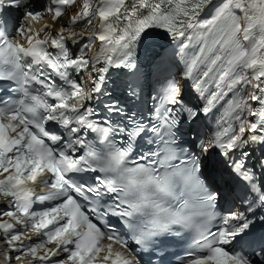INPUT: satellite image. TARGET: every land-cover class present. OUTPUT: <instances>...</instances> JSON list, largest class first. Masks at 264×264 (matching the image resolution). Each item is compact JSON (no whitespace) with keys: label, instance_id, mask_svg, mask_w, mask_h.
<instances>
[{"label":"snow or ice","instance_id":"obj_1","mask_svg":"<svg viewBox=\"0 0 264 264\" xmlns=\"http://www.w3.org/2000/svg\"><path fill=\"white\" fill-rule=\"evenodd\" d=\"M0 255L264 264V0H0Z\"/></svg>","mask_w":264,"mask_h":264},{"label":"bare ground","instance_id":"obj_2","mask_svg":"<svg viewBox=\"0 0 264 264\" xmlns=\"http://www.w3.org/2000/svg\"><path fill=\"white\" fill-rule=\"evenodd\" d=\"M46 21L47 22L44 21L45 22L44 24L39 23V25L36 26L37 27V31L40 30L45 24H50L51 23V19L50 18L48 20H46ZM61 22H63V21H61ZM26 26H30V24L27 23ZM172 47H174V45ZM172 47L170 48V51H172Z\"/></svg>","mask_w":264,"mask_h":264}]
</instances>
